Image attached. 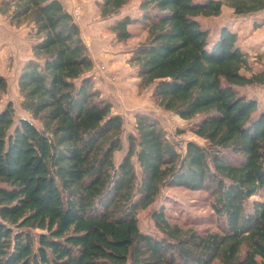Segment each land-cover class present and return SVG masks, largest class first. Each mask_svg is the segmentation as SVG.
I'll list each match as a JSON object with an SVG mask.
<instances>
[{
  "label": "trees",
  "instance_id": "1",
  "mask_svg": "<svg viewBox=\"0 0 264 264\" xmlns=\"http://www.w3.org/2000/svg\"><path fill=\"white\" fill-rule=\"evenodd\" d=\"M128 0H97L98 17ZM226 5L235 16L264 0H140V16L114 20L117 41L139 23L144 40L128 62L137 87L184 120L202 144L179 152L149 113L137 112L122 149V118L95 88L93 60L78 23L59 0H0V14L30 25V57L17 76L20 107H0V264H264V106L240 90L264 85L237 32L217 37L199 20ZM248 72V73H247ZM7 80L0 74L1 96ZM139 168V173L136 171ZM166 187L207 193L216 230L178 221L163 205L143 232L137 212ZM33 230H39L33 234Z\"/></svg>",
  "mask_w": 264,
  "mask_h": 264
},
{
  "label": "rangeland",
  "instance_id": "2",
  "mask_svg": "<svg viewBox=\"0 0 264 264\" xmlns=\"http://www.w3.org/2000/svg\"><path fill=\"white\" fill-rule=\"evenodd\" d=\"M96 1L93 0V6H95ZM139 3L140 0H128L120 9L118 15L107 18L98 17L99 20L96 23L93 22L91 26L92 32H95L96 35L94 37L95 41L92 38L85 39V44L89 49L93 66L96 70L95 73L105 76L108 80V83H106L108 87L116 84L115 86L119 88V94L116 93V98L110 97L109 91L103 96L111 102L112 110L114 108L119 112L123 123L121 134L123 146L121 150L115 152V161L119 160L125 152L126 135L129 132H134L135 120L133 117L137 112L149 113L156 119L162 126L167 138L175 143L179 152L183 150L185 142L188 140L200 144L203 142L189 130L192 120H184L177 114L158 107L150 97L151 87H137V81L134 79L136 77V69L128 62V58L132 47L144 40L146 36L144 28L139 23L129 25L127 28L131 32V36L124 41H117L114 33L109 29L110 24L122 16L128 15L138 18L141 14L138 7ZM77 4L80 5V3ZM1 15L0 74L7 80V90L1 96L0 107L7 101H11L17 117H29L28 112L20 107L21 97L17 88V76L22 64L31 54L30 46L33 40L27 31V27L30 25L21 24L19 26L22 29H19L17 28L19 26L10 23L7 18ZM199 20L203 26L209 29L212 39L217 37L220 28L224 25L231 30H236L237 43L246 52L252 71L264 69V12H259L254 17L235 16L232 14L231 9L224 5L222 12L218 16L201 17ZM100 64L105 65L103 71L97 68ZM95 73L93 72L92 75H96ZM108 77H111L112 80ZM240 90L255 98L259 106H264V85L242 86ZM136 171L139 173L138 167H136ZM254 199L261 200L264 199V196L260 193L251 196L248 201V208L250 202ZM210 200L207 193L203 190H189L183 187L163 188L156 202L147 208L138 210L139 228L143 232L159 235L158 230L153 225L150 214L152 210L163 205L167 213L174 216L178 221L188 223L198 230H216L221 218L217 217L211 209ZM38 232L39 230L32 231L33 234ZM210 264L221 263L218 259H214Z\"/></svg>",
  "mask_w": 264,
  "mask_h": 264
},
{
  "label": "crops",
  "instance_id": "3",
  "mask_svg": "<svg viewBox=\"0 0 264 264\" xmlns=\"http://www.w3.org/2000/svg\"><path fill=\"white\" fill-rule=\"evenodd\" d=\"M59 1L63 5V7L69 12H71V9L75 4L80 3V5H81L80 6V19L77 21V23H78L80 30H81V36H82L84 41L87 38H92L94 40V37L96 35H95V32H92L91 26L93 25V22L96 23L99 20V18H98L96 6L92 5L93 0H59ZM262 12H264V10ZM254 15L251 17H254ZM1 16L7 18L4 15H1ZM17 28L22 29L21 26H19ZM29 30H30V26L27 27V31H29ZM94 41H93V43H94ZM93 72L94 73L96 72L94 66L91 70V73H93ZM93 77H94V82H95V88H97L99 91H103V92H100L102 96H105V93H107V91H109L108 93H110V97L113 96L116 98V95H117L116 93H118V91H119V88L117 86H115L116 84L108 87V85L106 84V83H108V80L105 78V76H103L100 73H97ZM134 79H135V81H138L137 77H135ZM112 111H113V113L119 114V112H117L116 109H114V108Z\"/></svg>",
  "mask_w": 264,
  "mask_h": 264
},
{
  "label": "built area",
  "instance_id": "4",
  "mask_svg": "<svg viewBox=\"0 0 264 264\" xmlns=\"http://www.w3.org/2000/svg\"><path fill=\"white\" fill-rule=\"evenodd\" d=\"M70 13H71L72 17L74 18V20L77 22L80 19V5L79 4H75L72 7ZM97 68L100 71H103L105 69V65L104 64H100V65L97 66ZM109 78L112 80L111 77H109Z\"/></svg>",
  "mask_w": 264,
  "mask_h": 264
}]
</instances>
